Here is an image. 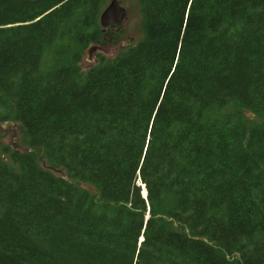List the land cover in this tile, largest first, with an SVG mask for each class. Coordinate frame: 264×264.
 <instances>
[{
	"label": "trees",
	"instance_id": "1",
	"mask_svg": "<svg viewBox=\"0 0 264 264\" xmlns=\"http://www.w3.org/2000/svg\"><path fill=\"white\" fill-rule=\"evenodd\" d=\"M103 1L0 0V111L67 177L0 154V264H264V0H138L84 70Z\"/></svg>",
	"mask_w": 264,
	"mask_h": 264
},
{
	"label": "rangeland",
	"instance_id": "2",
	"mask_svg": "<svg viewBox=\"0 0 264 264\" xmlns=\"http://www.w3.org/2000/svg\"><path fill=\"white\" fill-rule=\"evenodd\" d=\"M112 0H104L102 4L103 10L109 6ZM120 5L126 10L125 17L120 26L112 29L105 30L102 35V39L98 44L101 46L102 51L99 53L105 54L108 58H113L125 47L136 44L144 38L143 29V16L138 3V0H118ZM102 27V26H101ZM93 45V44H92ZM98 63L97 58L95 62L91 63L87 59V51L84 53V58L81 62V66L84 70H87L93 65ZM54 66L53 55L48 52L42 59L41 70H47ZM4 111H0V154L5 157L6 160L10 161L8 150H13L11 148L12 144H16L18 149L21 151L34 150L39 164L47 169H50L57 175H66L65 169L55 163L51 162L44 150L30 148L28 142L26 141V134L21 123L15 121L12 117L14 116L13 109L8 111L9 118L5 119L3 117ZM245 120L248 126H254L260 123H264V113L256 114L252 111L245 110ZM6 121H15V128L7 130L2 127V124ZM96 192V189L90 187ZM259 237V236H258Z\"/></svg>",
	"mask_w": 264,
	"mask_h": 264
},
{
	"label": "water",
	"instance_id": "3",
	"mask_svg": "<svg viewBox=\"0 0 264 264\" xmlns=\"http://www.w3.org/2000/svg\"><path fill=\"white\" fill-rule=\"evenodd\" d=\"M126 10L120 5L118 0H112L109 6H107L100 15V24L102 28L113 27L116 25H120L123 22L125 17ZM102 51L101 46L98 44H93L87 49V59L91 61V63L95 62L97 58V54ZM4 129L10 130L15 128V121H6L2 124ZM11 148L13 150L18 149L16 144H12ZM67 178L66 175L63 176ZM81 185L90 191H93L88 185L81 183ZM143 195L146 197L147 190L145 185L143 184Z\"/></svg>",
	"mask_w": 264,
	"mask_h": 264
},
{
	"label": "flooded vegetation",
	"instance_id": "4",
	"mask_svg": "<svg viewBox=\"0 0 264 264\" xmlns=\"http://www.w3.org/2000/svg\"><path fill=\"white\" fill-rule=\"evenodd\" d=\"M117 26H120V25H116V26H113V27H108V28H103L104 30H107V29H112V28H115Z\"/></svg>",
	"mask_w": 264,
	"mask_h": 264
}]
</instances>
